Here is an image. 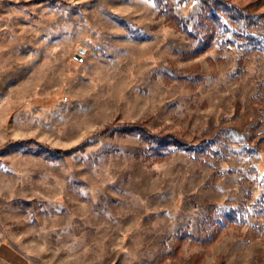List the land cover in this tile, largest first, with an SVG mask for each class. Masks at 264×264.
<instances>
[{"label": "rangeland", "instance_id": "obj_1", "mask_svg": "<svg viewBox=\"0 0 264 264\" xmlns=\"http://www.w3.org/2000/svg\"><path fill=\"white\" fill-rule=\"evenodd\" d=\"M166 2L0 0V264H264V50Z\"/></svg>", "mask_w": 264, "mask_h": 264}, {"label": "trees", "instance_id": "obj_2", "mask_svg": "<svg viewBox=\"0 0 264 264\" xmlns=\"http://www.w3.org/2000/svg\"><path fill=\"white\" fill-rule=\"evenodd\" d=\"M199 2L202 10L200 25H202L203 20L207 23L204 25L202 34L192 31L188 20L175 12L171 0H167L165 4L167 9L165 14L168 19L177 23L188 35L202 39V44L204 45L211 46L215 43H220V41L221 43L231 41L238 47H244V54L264 50V12L249 11L245 7L233 4L228 0H199ZM243 57L240 58L239 64L243 62ZM123 130L137 131L139 130V125L137 123L124 125ZM222 134H225L224 138L217 137L209 145L203 144L200 147L191 146L190 148L202 153L212 151L215 146L218 149H215L216 151L213 150L215 153H224V150L240 153L243 150L250 151L252 149L249 146L251 140L247 139V136L252 137L253 133L249 132L246 135L245 132L240 131L236 127H226ZM85 144L79 148H82ZM262 198L264 199V193Z\"/></svg>", "mask_w": 264, "mask_h": 264}, {"label": "water", "instance_id": "obj_3", "mask_svg": "<svg viewBox=\"0 0 264 264\" xmlns=\"http://www.w3.org/2000/svg\"><path fill=\"white\" fill-rule=\"evenodd\" d=\"M80 52H81V53H77V54L75 55V57H76L77 59H79V60H83V59H84V55H83V53L86 52V49H85V48H80Z\"/></svg>", "mask_w": 264, "mask_h": 264}]
</instances>
